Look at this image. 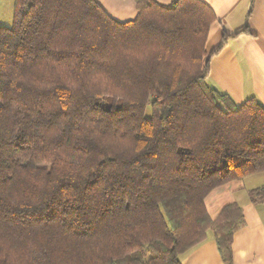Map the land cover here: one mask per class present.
Here are the masks:
<instances>
[{
  "label": "trees",
  "instance_id": "obj_1",
  "mask_svg": "<svg viewBox=\"0 0 264 264\" xmlns=\"http://www.w3.org/2000/svg\"><path fill=\"white\" fill-rule=\"evenodd\" d=\"M135 1L14 0L0 26V264H181L208 231L232 264L242 210L204 200L264 172V106L209 85L208 5Z\"/></svg>",
  "mask_w": 264,
  "mask_h": 264
},
{
  "label": "crops",
  "instance_id": "obj_2",
  "mask_svg": "<svg viewBox=\"0 0 264 264\" xmlns=\"http://www.w3.org/2000/svg\"><path fill=\"white\" fill-rule=\"evenodd\" d=\"M95 1L120 23L133 20L137 14L135 0ZM153 1L170 5L175 0ZM200 1L215 16L205 44V53L210 58L209 85L228 95L236 106L249 99L264 106V0ZM223 36L225 45L214 53ZM250 176L214 189L204 200L211 220L228 204L237 203L242 210L244 225L233 235L232 264H264V202L253 204L249 200L248 191L257 188L245 187L244 182ZM180 263L224 264L212 232L208 231L201 244L184 253Z\"/></svg>",
  "mask_w": 264,
  "mask_h": 264
},
{
  "label": "rangeland",
  "instance_id": "obj_3",
  "mask_svg": "<svg viewBox=\"0 0 264 264\" xmlns=\"http://www.w3.org/2000/svg\"><path fill=\"white\" fill-rule=\"evenodd\" d=\"M14 0H0V26L10 28L13 21ZM208 37V36H207ZM217 51V50H216ZM150 115V110H146ZM264 184V172H258L247 178L244 182L246 188L258 187Z\"/></svg>",
  "mask_w": 264,
  "mask_h": 264
}]
</instances>
